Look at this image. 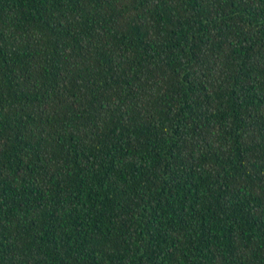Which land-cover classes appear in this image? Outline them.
<instances>
[{
    "label": "trees",
    "instance_id": "1",
    "mask_svg": "<svg viewBox=\"0 0 264 264\" xmlns=\"http://www.w3.org/2000/svg\"><path fill=\"white\" fill-rule=\"evenodd\" d=\"M0 264H264V0H0Z\"/></svg>",
    "mask_w": 264,
    "mask_h": 264
}]
</instances>
